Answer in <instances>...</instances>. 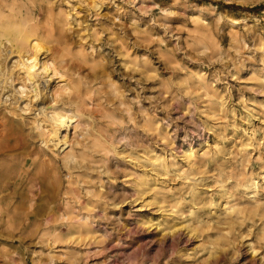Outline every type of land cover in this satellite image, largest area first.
Wrapping results in <instances>:
<instances>
[{"label":"rangeland","instance_id":"rangeland-1","mask_svg":"<svg viewBox=\"0 0 264 264\" xmlns=\"http://www.w3.org/2000/svg\"><path fill=\"white\" fill-rule=\"evenodd\" d=\"M139 1L0 0L67 74L0 104V264H264V0Z\"/></svg>","mask_w":264,"mask_h":264},{"label":"bare ground","instance_id":"bare-ground-1","mask_svg":"<svg viewBox=\"0 0 264 264\" xmlns=\"http://www.w3.org/2000/svg\"><path fill=\"white\" fill-rule=\"evenodd\" d=\"M139 2L143 4L145 1L140 0ZM92 3L95 6L100 5L102 7L105 2L104 0H98V1L92 0ZM68 21H69V14L61 10L60 17L58 19V23L60 25V27L58 28L59 35L68 25ZM22 22L24 21L21 22H19V20L0 21V26H3L4 28L14 27L17 29V31L15 32L16 34L14 39H11L7 35H5L4 31L0 32V45L3 44V47H0V104L4 103L6 105L9 103L8 105L12 113H15L17 110H19L21 113L25 114L27 112L31 113L33 108L45 109L48 106L57 105V102L64 99L65 97L63 98L62 96V99L59 100L62 92L64 93L63 90L67 86L65 80L67 74L65 73V71H63L60 62L58 61V57L52 54V52H55L56 50H52L50 49V47H44L43 44L42 45L40 44L45 37H54L51 29L50 28L44 29L39 25H33L32 27L33 31L27 33L21 30ZM3 39L6 40L4 41ZM13 41L15 42L14 44ZM56 41L57 44H59V41L58 40ZM59 60L61 59L59 58ZM200 78L201 80H203L201 76ZM72 94L70 95L69 93L70 98ZM62 95L65 96V93ZM0 127L4 128V125L0 123ZM80 134L83 135L84 133H80ZM0 136L2 135L0 134ZM82 145H84V143H82ZM84 157H86V153ZM195 157H196L195 152L191 150L189 153V158L194 159ZM62 219H64V217H62ZM80 220L82 221L80 227L84 228L87 231V234L90 233L91 227L89 225L87 217H83ZM168 231L169 233L174 232V230H171V228ZM47 235H52L54 237L59 236V234H57L56 231L53 232L49 231Z\"/></svg>","mask_w":264,"mask_h":264},{"label":"trees","instance_id":"trees-1","mask_svg":"<svg viewBox=\"0 0 264 264\" xmlns=\"http://www.w3.org/2000/svg\"><path fill=\"white\" fill-rule=\"evenodd\" d=\"M262 8H264V4H260V5H257L255 7L248 8V9H262Z\"/></svg>","mask_w":264,"mask_h":264}]
</instances>
